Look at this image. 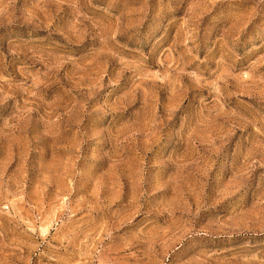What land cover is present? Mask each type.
<instances>
[{
  "label": "rangeland",
  "instance_id": "374dc122",
  "mask_svg": "<svg viewBox=\"0 0 264 264\" xmlns=\"http://www.w3.org/2000/svg\"><path fill=\"white\" fill-rule=\"evenodd\" d=\"M0 264H264V0H0Z\"/></svg>",
  "mask_w": 264,
  "mask_h": 264
}]
</instances>
